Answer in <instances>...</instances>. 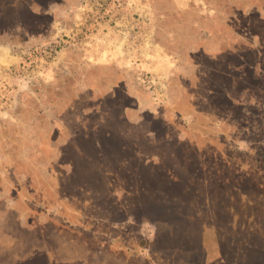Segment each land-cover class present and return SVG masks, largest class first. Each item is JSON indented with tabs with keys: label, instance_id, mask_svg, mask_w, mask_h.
Returning <instances> with one entry per match:
<instances>
[{
	"label": "rangeland",
	"instance_id": "rangeland-1",
	"mask_svg": "<svg viewBox=\"0 0 264 264\" xmlns=\"http://www.w3.org/2000/svg\"><path fill=\"white\" fill-rule=\"evenodd\" d=\"M10 1L0 264H264V0Z\"/></svg>",
	"mask_w": 264,
	"mask_h": 264
},
{
	"label": "trees",
	"instance_id": "trees-1",
	"mask_svg": "<svg viewBox=\"0 0 264 264\" xmlns=\"http://www.w3.org/2000/svg\"><path fill=\"white\" fill-rule=\"evenodd\" d=\"M39 1V0H38ZM52 1L53 0H48L47 1V6H49L51 3H52ZM12 2L10 1V0H0V10L1 9H3V10H5V11H7V12H9V14L8 15H1V16H3L4 17V22H8V20L9 19H14V17H12V5L13 4H11ZM39 3H41V1H39ZM60 5H61V3H60ZM60 5H59V7H58V9H60ZM29 6V5H28ZM31 8H30V10L32 11V12H34V13H36V14H38L40 17H42L43 18V14H42V11H40V10H38V9H36V8H34V6H30ZM38 11V12H37ZM21 13V12H20ZM43 13H44V15L46 16V19H48V20H45V22H47V25L46 26H43V28H46V30L45 31H49V23H50V19H52V18H54V17H56L57 16V12L56 11H52V10H46L45 12L43 11ZM10 20L9 22H12V23H14L15 21L14 20ZM16 19V18H15ZM45 22H44V20H43V25H45ZM8 24V23H7ZM28 36H26V37H24V38H27ZM26 40V39H25ZM180 187H183V186H180ZM175 188H177V187H171L170 188V190H172L173 191V193L174 194H176V192H175ZM179 188H177V190H178ZM183 189V188H182ZM182 190H180V192H181ZM187 192H188V189L186 190ZM189 193H191V194H196V192H194V191H190ZM217 195V194H216ZM218 197V196H217ZM172 201H175V200H172ZM218 201L220 202V203H223L224 201L221 199V198H217V200L212 204V207L216 204V203H218ZM162 206L163 207H161V209H163V210H165V212H166V210L168 211V213L169 214H172L173 215V217H174V220H181L182 222H186V223H190L191 224V220H194V218H192L195 214L194 213H191V212H188V210H189V205H185V204H182V206H180L179 208L176 206V204L175 203H173V202H167V204H165V205H163L162 204ZM186 206H187V209H186ZM221 206V205H220ZM184 209H185V211H184ZM187 217V218H186ZM196 218V220L200 223V224H203L204 222V217H195ZM218 220H219V218H215V217H212L211 219H209L208 221H207V223H205V227H208V228H213V230L216 232V234L218 235V238L220 237V240L221 239H223V237H224V234H225V226L224 225H222V224H220L219 222H218ZM197 221H195L194 220V224H197ZM164 222H168V221H164ZM177 223V225H176V227L177 226H179L178 224H179V222H176ZM202 226V225H201ZM202 230H203V227L201 228ZM188 254H190V253H188ZM235 258V257H234ZM225 258H224V255H222L219 259H217L215 262H219L220 264L221 263H225ZM213 260H210V264L212 263L213 264ZM234 264H238V260L237 259H235L234 260Z\"/></svg>",
	"mask_w": 264,
	"mask_h": 264
},
{
	"label": "flooded vegetation",
	"instance_id": "flooded-vegetation-1",
	"mask_svg": "<svg viewBox=\"0 0 264 264\" xmlns=\"http://www.w3.org/2000/svg\"><path fill=\"white\" fill-rule=\"evenodd\" d=\"M2 225V224H1ZM2 228H3V226H2Z\"/></svg>",
	"mask_w": 264,
	"mask_h": 264
}]
</instances>
